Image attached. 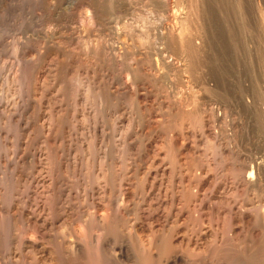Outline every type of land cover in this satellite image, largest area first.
Wrapping results in <instances>:
<instances>
[{
  "label": "rangeland",
  "instance_id": "374dc122",
  "mask_svg": "<svg viewBox=\"0 0 264 264\" xmlns=\"http://www.w3.org/2000/svg\"><path fill=\"white\" fill-rule=\"evenodd\" d=\"M184 16L193 67L168 40ZM217 28L229 32L213 38ZM263 118L264 0H0V264H98L101 243L122 238L141 264L164 261L168 246L207 264H261L262 221L245 202L258 191L242 180L252 171L264 191ZM171 196L196 200L215 232L196 252L185 214L168 217ZM34 204L63 224L27 218ZM56 229L65 242L77 232L80 253Z\"/></svg>",
  "mask_w": 264,
  "mask_h": 264
},
{
  "label": "bare ground",
  "instance_id": "6f19581e",
  "mask_svg": "<svg viewBox=\"0 0 264 264\" xmlns=\"http://www.w3.org/2000/svg\"><path fill=\"white\" fill-rule=\"evenodd\" d=\"M62 1V4L63 5H67L69 4L72 0H61ZM93 1V0H92ZM183 2V1H182ZM190 2V1H189ZM86 5V4H85ZM93 5V4H92ZM90 4L87 5L89 11L91 12L90 14L95 17L98 25L102 28H107V33L108 31L110 32H113L114 30H117L116 27L120 25L119 22L116 20V19H109L108 21H106L103 17V13L101 12V7L98 6V5H95L92 6ZM178 6V5H177ZM86 7V8H87ZM175 7V6H174ZM91 9V10H90ZM131 12V11H130ZM134 12V11H132ZM131 12V13H132ZM83 13V12H82ZM117 14V13H116ZM134 14V13H133ZM141 14V13H140ZM122 16V15H121ZM240 15L238 14V17ZM115 17V16H114ZM188 17V16H187ZM121 18V17H120ZM212 18V16H211ZM174 19V18H173ZM215 19V18H214ZM240 19V17H239ZM170 20V19H169ZM175 20V19H174ZM241 20V19H240ZM239 20V21H240ZM217 21V19H216ZM215 21L216 24H218L217 22ZM214 22V20L212 21ZM241 22V21H240ZM176 23L178 24V29H176V26H173V25H176ZM77 24V23H76ZM112 24V25H111ZM122 24V23H121ZM172 24V30L170 32V35H169V44L171 45V47L175 50V51H180V52H184L187 57L189 58V61H190V65L191 67H193V65L195 64V56H196V51H195V47L192 45L191 43V40H190V35H191V31H190V28H189V24L188 23V19L186 18V16L183 17V20L181 21H175V22H172L170 23ZM214 24V23H213ZM115 25V27H113ZM211 25V24H210ZM212 28H214L213 26L214 25H211ZM217 26V25H215ZM65 27V26H64ZM122 27V26H121ZM165 27V26H164ZM216 28V27H215ZM100 29V28H99ZM120 29V28H119ZM166 29V27L164 28ZM219 29L221 28H217V31H216V34H212L211 33V36L213 38H223L222 36L227 34V33H223L224 31H219ZM105 30V29H104ZM121 30V29H120ZM162 30V29H161ZM176 30V31H175ZM216 30V29H215ZM106 32V31H105ZM161 32V31H160ZM38 33V32H37ZM124 33V32H123ZM156 34V33H155ZM112 36V35H111ZM231 37H234L233 35L230 34ZM21 37V36H19ZM46 38V37H45ZM64 38V37H63ZM76 38V37H75ZM35 39V38H34ZM62 39V38H61ZM233 40V39H232ZM21 41V40H20ZM56 41V40H55ZM235 42V41H234ZM70 44V43H69ZM28 48V47H27ZM221 49V48H220ZM169 55V54H168ZM138 57V56H137ZM186 57V58H187ZM157 60V59H156ZM21 61V60H20ZM17 62V61H16ZM188 68V67H187ZM135 76V74H134ZM111 81V80H110ZM155 97V96H154ZM2 101V100H1ZM21 101V100H20ZM133 104V103H132ZM142 106V105H141ZM128 107V106H127ZM47 111V110H46ZM83 113V112H82ZM52 114V113H51ZM43 115V114H42ZM18 117V116H17ZM63 117V116H62ZM262 121V120H261ZM263 121H264V118H263ZM264 122H261V125H263ZM73 124V123H72ZM53 125V124H52ZM139 125V124H138ZM26 126V125H25ZM264 127V126H263ZM262 127V128H263ZM264 129V128H263ZM43 130V129H42ZM129 132V131H128ZM69 133V132H68ZM143 133V132H142ZM13 134V133H12ZM14 135V134H13ZM29 135V134H28ZM136 135V134H135ZM74 137V136H73ZM117 137V136H116ZM12 138V137H11ZM31 139V138H30ZM42 139V138H41ZM67 139V138H66ZM134 141V140H133ZM28 144V143H27ZM116 145V144H115ZM16 146V145H15ZM43 146V145H42ZM76 146V145H75ZM27 147V146H26ZM20 148V147H19ZM125 148V147H124ZM2 149V148H1ZM48 150V149H47ZM49 151V150H48ZM74 151V150H73ZM23 152V151H22ZM5 154V152H4ZM34 152L32 151L31 153L28 152V154L24 153L23 156H22V159H27L29 156L33 159L34 158ZM106 156V155H105ZM134 156V155H133ZM29 157V158H30ZM43 157V156H42ZM4 162V161H3ZM2 164V163H1ZM6 164V163H5ZM28 165V164H27ZM44 166V165H43ZM134 166V165H133ZM3 167V166H2ZM19 167V166H18ZM11 169V168H10ZM127 169V168H126ZM20 170V169H19ZM116 171V170H115ZM251 171V170H250ZM39 172V171H38ZM102 172V171H101ZM252 172V171H251ZM251 172H249V175L247 176L246 178V182L245 180H242L244 181L243 183L246 184V186H248L250 189H253V190H256L258 191L257 193H255V195H253L254 199H249L247 200L246 198V203L247 205H249V208H247V210H251L254 213L255 216H257V218H259V220L262 221V229H264V191H261L259 189V186L262 184L261 181H251ZM45 174V173H44ZM156 174V173H155ZM35 175V174H34ZM34 177V176H33ZM31 178V177H30ZM123 178V177H122ZM34 179V178H32ZM127 179V178H126ZM29 180V179H28ZM36 184H40V186L43 187L45 181H44V177L40 178V179H34L33 180ZM32 181V182H33ZM142 182V181H141ZM232 183V182H231ZM66 184V183H65ZM29 185V184H28ZM48 186V185H47ZM174 186V185H173ZM215 186V185H214ZM225 186V185H224ZM222 186L220 188V185L217 186V189H221L220 190V195L221 196H224L226 197L228 195V187L227 186ZM236 186V184H235ZM130 187V186H129ZM197 187V186H196ZM246 187V190L247 188ZM85 188V187H84ZM101 188V187H99ZM231 188V187H229ZM233 188V187H232ZM130 190V189H128ZM230 190V189H229ZM237 190V189H236ZM85 191V190H84ZM127 191V190H125ZM255 191V192H256ZM122 192V191H120ZM197 192V191H196ZM196 192H194V195H193V198H195L197 196ZM24 193V192H23ZM38 194V193H37ZM72 195V194H71ZM124 195V198H126L127 196V192H124L123 193ZM48 196V195H47ZM67 196V195H66ZM247 196V195H246ZM172 199H171V202L169 204V211H168V217H174L173 220L174 222L177 223V221H179V219L181 217L184 216L185 214V219L183 222H185L186 224V230L188 233L187 236V240H186V245H188L187 247H189V251L191 250V252H194L196 250V248H198L199 246H201L202 244H204V242H207L206 240H211L213 238H215L214 234L215 232L213 233L212 230L207 226V225H204L203 222H199V213H201L200 211L202 210L201 208V205H198V209H195L194 207L196 206V200L193 201V204H191V209H189L190 205L188 204V202H181V200L175 196H171ZM237 197V196H235ZM12 198V196H11ZM98 198V197H97ZM252 198V197H251ZM62 199V198H61ZM84 199V198H83ZM191 199V198H190ZM68 200V199H67ZM80 200V199H79ZM243 200V199H242ZM201 202V200H200ZM134 203V202H133ZM199 203V202H198ZM197 203V204H198ZM242 203V202H241ZM201 204V203H199ZM214 204V203H213ZM239 204V203H238ZM88 205V204H87ZM242 206V205H241ZM33 208L29 209V212L26 214L27 215V218L29 219H35V221H41L42 225L45 223V221H47V219H51L52 223L51 225H54L56 228L61 226V224H63V218L62 217H56V216H51L52 213L51 212H47L45 213V207L43 206V204H34V206H32ZM75 207V206H74ZM94 216L97 218V219H103V218H106L107 217V210L101 206V205H94ZM128 208V207H127ZM188 209H189V212H188ZM237 209V208H236ZM239 209V208H238ZM31 210V211H30ZM53 210V209H52ZM47 211H50L47 209ZM57 211V209H56ZM194 211V214L192 213ZM236 211V210H235ZM60 212V211H59ZM252 212V213H253ZM62 213V212H61ZM57 214V213H56ZM24 215V214H23ZM62 215V214H60ZM54 217V218H53ZM93 217V216H92ZM176 217V218H175ZM65 218V217H64ZM135 220V219H134ZM135 222V221H134ZM40 223V225H41ZM260 223V222H259ZM33 224V222H32ZM36 224V223H35ZM38 224V223H37ZM181 223H179L178 225H180ZM184 224V223H183ZM184 224V225H185ZM49 226V225H48ZM55 227L53 229H55ZM64 227V226H63ZM62 227V228H63ZM32 228V227H31ZM30 228V229H31ZM34 229V228H33ZM67 229V228H66ZM52 230V228H51ZM57 230V229H56ZM60 230V229H58ZM57 230V234H56V237L59 239L58 242H60L59 244L63 246V249L65 248V252L66 253H69L67 251H74V252H78L80 253V243H79V239H78V236L76 237L77 232L75 234V237L73 238H70L69 240H66L67 242H65V238L66 236H64L63 234H61L62 232L58 231ZM62 230V229H61ZM126 230V229H125ZM30 231V230H29ZM66 231V230H65ZM45 232V231H44ZM264 233V232H263ZM55 236V235H54ZM74 236V235H73ZM23 237V236H22ZM53 237V235L51 236ZM28 241H32L34 239H32L31 237H29V235L27 237ZM25 238H23L25 241ZM35 238V237H34ZM81 238V237H80ZM22 240V239H21ZM20 240V241H21ZM55 240V239H54ZM57 240V239H56ZM123 240L124 238L121 239L120 243L119 244H116V242L112 243L110 242L109 240H103L104 243H101V245L98 247V264H141V257L134 253V248H132V253L131 254H128V246H126L125 244H123ZM20 242L21 243V247H24V243ZM45 241V240H44ZM216 241V239H215ZM34 242V241H33ZM32 242V243H33ZM50 242V241H49ZM48 242V243H49ZM212 242V241H211ZM30 243V242H29ZM89 243H90V240H89ZM92 243V242H91ZM57 244V243H56ZM83 244V243H82ZM88 244V243H87ZM207 244H210L207 243ZM213 244V242H212ZM215 244V242H214ZM49 245V244H48ZM59 245V246H60ZM167 245V244H166ZM14 246V245H13ZM30 246V245H29ZM53 246V245H52ZM61 246V247H62ZM215 246V245H214ZM6 247V246H5ZM8 247V245H7ZM6 247V248H7ZM20 247V246H19ZM31 247V246H30ZM35 247V246H34ZM187 247H185L187 249ZM203 247V246H201ZM5 248V249H6ZM179 248V247H178ZM210 248H213V247H210ZM18 249V248H16ZM200 249V248H199ZM199 249L197 251H199ZM162 250V249H161ZM227 250V249H226ZM7 251V250H6ZM17 251V250H16ZM159 251V250H158ZM22 252V250H21ZM57 252V251H56ZM64 252V251H63ZM161 252V251H160ZM162 252H164L165 254H169L170 257L166 258L164 261H154V260H151L150 259H147L145 258L144 262L142 264H207L205 262V255L203 256L202 254H199V252H196V253H193V254H190L189 255V252L187 251H182V250H175L173 246H168V247H164V249L162 250ZM237 252V251H236ZM260 252H261V256H262V259H261V264H264V236H263V241H262V244H261V247H260ZM73 253V252H72ZM202 253V252H201ZM204 253V251H203ZM20 254V253H19ZM23 254V253H21ZM160 254V253H159ZM163 254V253H162ZM241 254V253H240ZM3 255V253H2ZM9 255V254H8ZM12 255V254H11ZM23 255H21L22 257ZM162 256V255H161ZM20 257V255H19ZM28 257V256H27ZM163 257V256H162ZM205 257V259H204ZM240 257V256H239ZM211 258V257H210ZM3 259V258H2ZM18 259V258H17ZM8 260H11V257L8 258ZM25 260V259H24ZM31 260V259H30ZM160 261V262H159ZM208 261V260H207ZM212 261V260H210ZM158 262V263H157ZM253 262V261H251ZM22 263V262H21ZM209 264H223L222 262H216L214 261V263L212 262H208ZM234 263V262H233ZM246 263V262H245ZM28 264V263H27ZM253 264V263H252Z\"/></svg>",
  "mask_w": 264,
  "mask_h": 264
}]
</instances>
